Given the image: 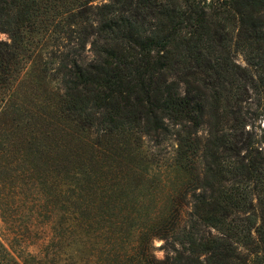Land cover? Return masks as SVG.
<instances>
[{"label":"trees","instance_id":"1","mask_svg":"<svg viewBox=\"0 0 264 264\" xmlns=\"http://www.w3.org/2000/svg\"><path fill=\"white\" fill-rule=\"evenodd\" d=\"M96 1L0 0L10 39L0 40V142L24 133L5 154L55 159L59 174L43 178L71 206V233L81 143L92 166L115 156L119 135L175 136L200 152L201 174L187 203L165 205L138 233L133 263L264 264V0ZM55 33L63 44L44 60ZM28 63L58 90L24 126L15 88ZM0 264H19L1 242Z\"/></svg>","mask_w":264,"mask_h":264},{"label":"rangeland","instance_id":"2","mask_svg":"<svg viewBox=\"0 0 264 264\" xmlns=\"http://www.w3.org/2000/svg\"><path fill=\"white\" fill-rule=\"evenodd\" d=\"M60 36L55 33L39 47L44 60L55 42L63 44ZM0 40L10 42L2 32ZM21 52L27 57L30 51ZM31 68L28 63L15 88L19 108L15 115L24 126L31 114L48 113L45 103L58 90L55 83H36V69ZM203 130L198 134L201 138ZM23 134L15 129L0 142V242L19 264H134L138 233L161 216L165 205L187 203L190 178L201 174L200 152L190 155V146H178L175 136L157 143L136 134L128 140L119 135L116 143L124 145L114 149L115 156L100 155V163L92 166L81 143L75 166L82 200L75 203L77 228L68 233L66 227L74 224L72 218L68 221L71 206L60 203L62 196L52 198L43 178L59 174L58 165H52L55 159L30 152L23 160L15 151L5 154L6 146L11 148L13 139ZM163 244L155 239L151 245L158 260L165 256Z\"/></svg>","mask_w":264,"mask_h":264}]
</instances>
